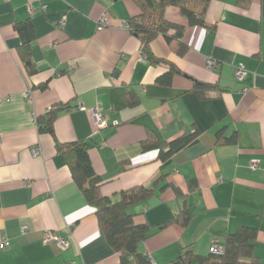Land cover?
<instances>
[{
    "label": "crops",
    "instance_id": "obj_1",
    "mask_svg": "<svg viewBox=\"0 0 264 264\" xmlns=\"http://www.w3.org/2000/svg\"><path fill=\"white\" fill-rule=\"evenodd\" d=\"M137 13L133 0H0V264H119L59 148L72 141L87 143L101 194L150 187L128 211L158 227L138 246L153 263L185 245L206 254L247 225L264 264V0H211L203 25L166 5L187 45L180 54L160 34L150 41L180 71L168 82L158 80L168 62L146 59L128 29ZM195 81L215 87L199 97ZM97 103L108 120L100 128L89 116ZM51 116L52 130L40 129ZM193 130L167 157L143 146ZM183 209L188 219L175 221ZM45 229L68 244L43 242Z\"/></svg>",
    "mask_w": 264,
    "mask_h": 264
},
{
    "label": "trees",
    "instance_id": "obj_2",
    "mask_svg": "<svg viewBox=\"0 0 264 264\" xmlns=\"http://www.w3.org/2000/svg\"><path fill=\"white\" fill-rule=\"evenodd\" d=\"M139 7V13L127 20V26L131 33L142 42V52L146 59L156 62H168V70L158 76L161 82H168L173 73L180 72L175 64L162 57H157L149 48L150 41L157 35H162L167 43L175 42L177 52L183 53L187 45L182 40L183 25L168 20L164 15V8L168 4L176 5L180 13L185 16L188 24L205 23V13L211 0H133ZM21 56L27 66L30 67L27 51H22ZM215 87L210 82L195 81L194 89L199 97H206V91ZM65 106V105H64ZM52 116L47 120H36L40 129L48 131L51 127ZM196 130L183 133L167 142L157 140L144 141V147H157L162 157H167L179 144L191 139ZM220 140V139H219ZM59 148L67 155L71 174L74 182L81 190L89 204L94 207L98 224L103 231L106 240L118 253L119 264H155L148 254L139 249V242L147 235L150 229L147 222H136L133 213L128 211V206L138 199L147 196L150 187L143 184L120 190L115 198L101 194L99 191L100 178L95 172L87 152V143L83 141L67 142L59 144ZM180 217V218H179ZM184 223L188 219V212L180 210L176 213L175 221ZM161 225V224H160ZM159 225V226H160ZM256 227L240 225L235 231L225 234L222 241L216 242L222 245L220 253L207 252L195 253L189 245L181 248L180 253L171 260L161 264H261L254 254V239Z\"/></svg>",
    "mask_w": 264,
    "mask_h": 264
},
{
    "label": "built area",
    "instance_id": "obj_3",
    "mask_svg": "<svg viewBox=\"0 0 264 264\" xmlns=\"http://www.w3.org/2000/svg\"><path fill=\"white\" fill-rule=\"evenodd\" d=\"M104 21H105L104 17L100 16L96 20V27L97 28L102 27L104 24ZM205 64L208 68H215L217 66L216 60L211 57L206 59ZM247 72L248 70L245 67L238 66L235 68V77L237 79H242L247 74ZM1 95H2V92L0 90V98H1ZM101 110H102V105L100 103L95 104L89 110L90 121L94 128H100L108 124L107 116ZM116 122H117L116 120L112 121V123H116ZM0 138H1V132H0ZM38 150H39L38 146H35L34 148H32V152L34 154L37 153ZM42 241L43 242L54 241L61 248L65 247L68 244V241L65 237L60 236L59 234L53 232L51 229L43 230ZM7 242H8L7 240H3L0 243V245L5 246ZM209 251L212 253H220L222 251V245L218 242H213L209 246ZM68 264H72V263L69 262Z\"/></svg>",
    "mask_w": 264,
    "mask_h": 264
},
{
    "label": "water",
    "instance_id": "obj_4",
    "mask_svg": "<svg viewBox=\"0 0 264 264\" xmlns=\"http://www.w3.org/2000/svg\"><path fill=\"white\" fill-rule=\"evenodd\" d=\"M157 229H158L157 226L151 227V228L146 232V235H149V234L154 233L155 231H157Z\"/></svg>",
    "mask_w": 264,
    "mask_h": 264
}]
</instances>
